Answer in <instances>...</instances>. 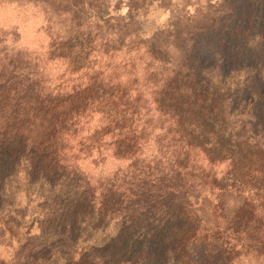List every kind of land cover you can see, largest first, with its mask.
<instances>
[{"label":"trees","instance_id":"1","mask_svg":"<svg viewBox=\"0 0 264 264\" xmlns=\"http://www.w3.org/2000/svg\"><path fill=\"white\" fill-rule=\"evenodd\" d=\"M227 2L216 25L193 32L187 54V45L175 39L153 50L130 44L95 52L94 63L81 69L53 58L52 43L37 54L0 42L1 134L51 155L56 167H73L90 188L96 179L82 162L92 152L99 160L124 161L119 173L97 180L106 190L130 185L125 164L130 168L137 159L189 174L187 201L197 227L187 242V264H264L258 248L264 247V190L234 176L237 160L223 155L216 137L232 118L234 140L253 143L264 157V17L236 13ZM54 65L61 66L55 75ZM79 126L88 132L79 135ZM245 224L257 248L238 243L236 227Z\"/></svg>","mask_w":264,"mask_h":264},{"label":"rangeland","instance_id":"2","mask_svg":"<svg viewBox=\"0 0 264 264\" xmlns=\"http://www.w3.org/2000/svg\"><path fill=\"white\" fill-rule=\"evenodd\" d=\"M231 1L236 13L264 17V0ZM229 4L227 0H0V42L11 51L37 54L46 53L52 43L53 58L64 57L81 69L94 63L95 52L130 44L153 50L159 42L175 39L187 45V54L193 32L216 25L215 15ZM162 53L172 58L173 52ZM54 69L55 75L61 66ZM234 122L229 119L225 134L217 133L224 144L218 149L237 160L234 176L253 180L264 190L263 153L251 142L240 146L234 140ZM85 129L75 128L79 135L87 133ZM22 146L26 147L25 140L0 133V264L121 260L187 264V242L197 227L187 201L189 174L163 164L149 167L150 159H137L130 168L125 164V181L130 185L106 190L101 183L119 173L124 161L99 160L90 146L91 160L82 162L96 179L90 188L73 167H56L51 155ZM41 208L57 214L47 218ZM236 231L238 243L257 248L249 242L246 224Z\"/></svg>","mask_w":264,"mask_h":264}]
</instances>
